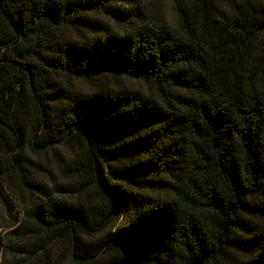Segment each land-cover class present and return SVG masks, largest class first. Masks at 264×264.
<instances>
[{
	"label": "trees",
	"instance_id": "16d2710c",
	"mask_svg": "<svg viewBox=\"0 0 264 264\" xmlns=\"http://www.w3.org/2000/svg\"><path fill=\"white\" fill-rule=\"evenodd\" d=\"M0 264H264V0H0Z\"/></svg>",
	"mask_w": 264,
	"mask_h": 264
},
{
	"label": "rangeland",
	"instance_id": "374dc122",
	"mask_svg": "<svg viewBox=\"0 0 264 264\" xmlns=\"http://www.w3.org/2000/svg\"><path fill=\"white\" fill-rule=\"evenodd\" d=\"M166 13H167V18L170 19V17H171L170 16V12L167 10ZM14 210L16 212V215H15V217H16V223H18V221L20 220V217H21V213L19 211L18 206L14 207ZM12 218L13 217L8 218V222L11 221ZM126 220H127L126 214L124 212H121V214H120V216H119V218L117 220V224L118 225H122V224H124L126 222Z\"/></svg>",
	"mask_w": 264,
	"mask_h": 264
}]
</instances>
